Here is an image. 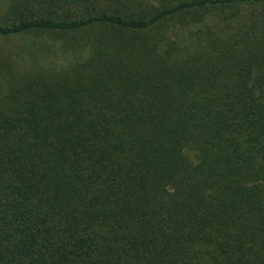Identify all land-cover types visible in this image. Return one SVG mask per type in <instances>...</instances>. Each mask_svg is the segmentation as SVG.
Wrapping results in <instances>:
<instances>
[{
  "label": "trees",
  "instance_id": "obj_1",
  "mask_svg": "<svg viewBox=\"0 0 264 264\" xmlns=\"http://www.w3.org/2000/svg\"><path fill=\"white\" fill-rule=\"evenodd\" d=\"M0 264H264V0H9Z\"/></svg>",
  "mask_w": 264,
  "mask_h": 264
},
{
  "label": "rangeland",
  "instance_id": "obj_2",
  "mask_svg": "<svg viewBox=\"0 0 264 264\" xmlns=\"http://www.w3.org/2000/svg\"><path fill=\"white\" fill-rule=\"evenodd\" d=\"M9 0H0V9H2V7H4L6 4H7V2H8ZM151 1H156V0H151ZM5 43V42H4ZM3 43V44H4Z\"/></svg>",
  "mask_w": 264,
  "mask_h": 264
}]
</instances>
